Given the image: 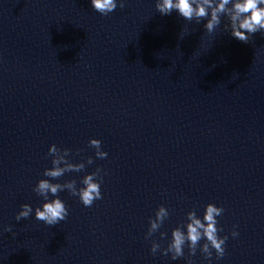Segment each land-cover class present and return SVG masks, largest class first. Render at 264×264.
<instances>
[{
  "label": "water",
  "instance_id": "95a60500",
  "mask_svg": "<svg viewBox=\"0 0 264 264\" xmlns=\"http://www.w3.org/2000/svg\"><path fill=\"white\" fill-rule=\"evenodd\" d=\"M117 3L104 16L91 0H0V264H187V246L173 260L152 241L167 247L210 202L228 236L211 264H264V33L244 43L226 17L210 35L156 0ZM52 144L94 160L59 182L79 187L100 166L103 198L85 207L61 191L69 216L48 226L33 188ZM24 203L33 213L17 221ZM162 204L170 216L146 239Z\"/></svg>",
  "mask_w": 264,
  "mask_h": 264
},
{
  "label": "clouds",
  "instance_id": "9594fccd",
  "mask_svg": "<svg viewBox=\"0 0 264 264\" xmlns=\"http://www.w3.org/2000/svg\"><path fill=\"white\" fill-rule=\"evenodd\" d=\"M93 9L101 15L107 16L115 11L118 6L117 0H91ZM125 6V0H119V7ZM156 9L161 15H170L173 11L188 21L195 20L199 23L206 19L204 28L208 34H214L221 24L222 17L228 19L225 29H230V34L248 43L250 37L257 32L264 33V0H156ZM89 146L95 149V156L104 159L108 156L107 151L102 149V141L97 138H90ZM76 150V154L80 153ZM72 149L61 148L52 144L48 151L51 159V167L45 168L43 176L33 188V191L44 199L42 207L35 208V218L43 221L48 226H54L64 221L69 216V208L65 201L60 198L59 193L67 190L71 196L78 197L85 207H91L96 200L103 198L101 183L103 181V168L97 166L95 171L84 175L77 186L75 179L59 182L60 178L69 172H81L87 165L94 163L93 157H87L86 161L73 162L70 159ZM99 178V179H97ZM56 181V182H54ZM50 197H54L50 198ZM225 209L223 205L217 206L210 202L205 206L203 217L197 214L195 208L187 213L186 221L172 229L171 238L167 247L161 248V243L152 241L151 252L155 255L158 251L171 259L176 260L185 256V247L188 248L187 264H193L191 257L195 256L199 249L205 259L211 264L213 250L219 260L226 253V241L228 236L219 235L223 227L219 225L218 217L222 216ZM33 213V207L29 203L21 205V210L16 215V220L28 218ZM170 211L165 205H160L154 217H150V226L146 233V239L153 237L158 232ZM238 226H233L232 237H237ZM9 225L7 231H11ZM161 239L167 237V232H160ZM201 240L204 243L201 246Z\"/></svg>",
  "mask_w": 264,
  "mask_h": 264
}]
</instances>
